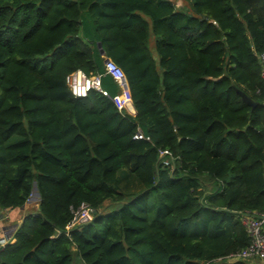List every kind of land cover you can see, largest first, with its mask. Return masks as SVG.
I'll list each match as a JSON object with an SVG mask.
<instances>
[{
    "label": "trees",
    "instance_id": "obj_1",
    "mask_svg": "<svg viewBox=\"0 0 264 264\" xmlns=\"http://www.w3.org/2000/svg\"><path fill=\"white\" fill-rule=\"evenodd\" d=\"M263 54L264 0H0V212L39 193L0 264H252L228 256L264 212ZM104 58L136 116L67 86L117 95Z\"/></svg>",
    "mask_w": 264,
    "mask_h": 264
},
{
    "label": "built area",
    "instance_id": "obj_2",
    "mask_svg": "<svg viewBox=\"0 0 264 264\" xmlns=\"http://www.w3.org/2000/svg\"><path fill=\"white\" fill-rule=\"evenodd\" d=\"M261 59L264 61V54ZM105 75L110 76L119 89V93L113 97L108 90L102 87L103 74L88 76L84 71L77 70L67 75L66 84L75 98H85L91 91H96L111 99L120 112L132 115L130 112V105L133 104L132 94L123 70L109 59L105 63ZM262 76L264 78V68ZM134 140H149V137L139 131L135 134ZM163 155H167V152H162ZM163 163L166 166L169 165V162L163 161ZM93 212V209L88 205H81L78 210L74 211L73 221L68 225L67 230L73 229L81 221L91 218ZM242 221L250 237V244L245 249L229 255L228 260L234 262L237 260L259 259L264 263V212L257 215H246ZM5 246L6 244L0 243V249H4Z\"/></svg>",
    "mask_w": 264,
    "mask_h": 264
},
{
    "label": "rangeland",
    "instance_id": "obj_3",
    "mask_svg": "<svg viewBox=\"0 0 264 264\" xmlns=\"http://www.w3.org/2000/svg\"><path fill=\"white\" fill-rule=\"evenodd\" d=\"M177 5L179 6L180 4L177 3ZM122 178H123V176H121V179ZM131 180H132V178H131ZM31 198L32 199H30V201H28V203L25 205V207H23L19 212L15 213L14 215L10 211H7L8 213L5 211V213H4L5 220L14 221V222L16 221L19 225H21L22 222L25 220V218H27L31 214H35L37 209H38L39 198L34 196V195H32ZM104 206L106 208H109L110 207V202L109 201L105 202ZM92 219H93V216L91 218H89V219L81 221L78 225H80L81 223L89 222ZM10 242H14V241H10ZM250 262L252 264H264L259 259H252V260H250Z\"/></svg>",
    "mask_w": 264,
    "mask_h": 264
},
{
    "label": "crops",
    "instance_id": "obj_4",
    "mask_svg": "<svg viewBox=\"0 0 264 264\" xmlns=\"http://www.w3.org/2000/svg\"><path fill=\"white\" fill-rule=\"evenodd\" d=\"M178 3L180 4V2ZM4 213L5 211L0 212V243L7 244V242L13 241L12 239L15 231L17 230V227L14 226V224L13 225L10 224V222H14V221L7 222L8 220H5ZM14 214L15 213L13 212V215Z\"/></svg>",
    "mask_w": 264,
    "mask_h": 264
},
{
    "label": "water",
    "instance_id": "obj_5",
    "mask_svg": "<svg viewBox=\"0 0 264 264\" xmlns=\"http://www.w3.org/2000/svg\"><path fill=\"white\" fill-rule=\"evenodd\" d=\"M99 49H100V53L102 56H104V51L102 50L101 45H99ZM108 58L105 59V63L108 62ZM237 93L241 96L242 101L244 103H246L247 105L251 106L253 109L256 108L259 104L257 102H255L254 100H252L248 95H246L244 92L240 91L237 89ZM130 112L132 115L136 116L137 112H136V108L134 106V104L130 105ZM34 196L39 198V193L37 191V188L34 189Z\"/></svg>",
    "mask_w": 264,
    "mask_h": 264
}]
</instances>
